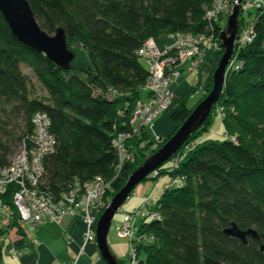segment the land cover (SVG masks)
<instances>
[{
    "label": "trees",
    "instance_id": "trees-1",
    "mask_svg": "<svg viewBox=\"0 0 264 264\" xmlns=\"http://www.w3.org/2000/svg\"><path fill=\"white\" fill-rule=\"evenodd\" d=\"M212 1L28 0L43 30L52 34L60 26L67 41L84 50L89 65L71 63L67 71L19 42L0 13V170L10 164L18 146L15 154L23 146L35 147L33 118L43 113L54 143L41 158L39 189L57 199L76 182L102 176L110 180L106 193L110 200L148 149L130 142L136 160L123 163L115 176L112 141L128 131L148 75L138 48L149 37L205 30L204 14ZM248 15L253 38L234 47L241 65L229 72L208 117L183 143L194 141L195 146L170 171L181 183L166 186L157 198L153 208L159 218L140 221L137 236L151 240L135 242L136 264H264V5ZM21 65L43 84L46 97L31 93ZM218 104L224 112L217 118L222 138L205 137ZM193 108L180 102L170 121L179 126ZM173 157L156 169L159 175L154 180L165 173ZM15 189L14 184L7 185L0 202L10 213L7 226L24 235L12 200ZM231 223L255 229L258 238L248 236L243 243L226 235L223 230ZM5 231L0 228V237ZM2 257L0 244V262Z\"/></svg>",
    "mask_w": 264,
    "mask_h": 264
},
{
    "label": "built area",
    "instance_id": "built-area-1",
    "mask_svg": "<svg viewBox=\"0 0 264 264\" xmlns=\"http://www.w3.org/2000/svg\"><path fill=\"white\" fill-rule=\"evenodd\" d=\"M213 1L205 10L204 18L207 24L205 32L177 31L159 37H149L138 48L139 59L146 60L148 64V75L140 88V97L135 101L130 114L128 131L117 134L112 141L116 151L115 164L118 168L115 176L119 173L123 163L132 161L130 160L132 154L128 139L138 134L139 124L149 123L171 105V84L180 75V70L185 68L187 72L196 73L205 62L208 54L212 50H216L219 45L221 47L220 32L225 29L223 28L225 21L224 19L219 20L218 15L222 13L225 4L223 0ZM239 5V14L242 13L243 18L240 31L236 34L234 41L237 47L251 42L253 38L251 17L248 16V12L254 6L250 0H242ZM258 6L260 4H256L255 7ZM217 13L219 14L217 15ZM240 65L241 63L236 60L233 53L227 65V72L238 68ZM232 109L231 107L230 110ZM223 114L221 107L217 111V118L221 119ZM33 122L35 124V147L27 150L23 146L13 156L10 164L0 170V193L5 191L7 185H15L16 189L12 200L18 212L17 222L21 224L24 236L29 238L33 245L38 244V239L31 237L30 231L38 224L44 221H57L62 215L81 216L85 224L82 244L78 253L66 263L77 264L86 246L95 243L97 219L110 201L106 196L110 188V180L96 176L83 184L76 182L57 199L49 192L40 190L38 184L42 174L41 158L52 150L54 139L48 132L49 120L45 114H36ZM154 136L152 146L155 148V146L158 147L161 138L156 133ZM194 146V141L183 145L178 151L179 153L173 155L172 163L168 168L170 170L177 168L187 151ZM156 174L157 170H154L149 176L153 177ZM180 183L181 181L174 185L179 186ZM168 186L173 185L169 184ZM143 201L138 208L131 212H125L122 223L114 227L116 234L121 238H128L131 244L130 256L126 264H136L137 261L135 242L138 238L140 223L136 225V219L159 218L158 213L153 208L156 201H153V207L148 205V197H145ZM6 208L0 204V212L7 213ZM147 240L150 241L151 236H148ZM95 262L104 264L99 254H97Z\"/></svg>",
    "mask_w": 264,
    "mask_h": 264
},
{
    "label": "water",
    "instance_id": "water-1",
    "mask_svg": "<svg viewBox=\"0 0 264 264\" xmlns=\"http://www.w3.org/2000/svg\"><path fill=\"white\" fill-rule=\"evenodd\" d=\"M240 1L234 0L231 14L226 19V27L220 32L223 52L212 72V85L208 94L197 103L163 145L145 158L130 173L124 185L113 195L108 205L99 215L95 225V244L105 264H119L107 241L111 221L116 212L120 210L121 205L131 194L134 187L145 180L161 164L168 161L189 136L203 124L212 106L220 97L228 73L227 65L234 53V41L238 29V4ZM0 13L11 34L19 42L35 52L44 54L60 69L69 70L75 58V53L68 46L67 36L62 27H56L52 34L43 30L38 24L28 0H0ZM223 232L226 235L238 238L243 243H246L248 236L258 238L255 229H240L235 223H231L230 226L224 228Z\"/></svg>",
    "mask_w": 264,
    "mask_h": 264
},
{
    "label": "rangeland",
    "instance_id": "rangeland-1",
    "mask_svg": "<svg viewBox=\"0 0 264 264\" xmlns=\"http://www.w3.org/2000/svg\"><path fill=\"white\" fill-rule=\"evenodd\" d=\"M233 2H234V0H223L225 7H224L221 14L217 13V15L219 14L218 15L219 20L224 19L225 27H226V19L231 14V11H232ZM250 2L252 3V5L254 7L256 6V4L264 5V0H250ZM238 6H240V5L238 4ZM250 8H252V7H250ZM253 8L251 10H253ZM242 16H243L242 13L241 14L238 13L237 33H238V31H240V28H241V23H242L241 20L243 18ZM199 32H205V30H201ZM68 46L75 53V58H74L72 64H77L80 62V63H84L86 65H89V60L86 57L84 50L81 48L79 43H77L75 41H69ZM218 47H217L218 49L216 48V50H212L208 54L205 62L202 64V66H200L198 68L196 73L195 72H187V70L185 68L180 70V75L177 78H175V80H173V83L171 84V89H172V103H171V105L165 111H163L160 115H158L156 118L152 119L149 123L144 124V125L139 124L140 129H139L138 134H136V135H134L128 139L129 142H136V145L138 147L148 146V149L145 153V157H144L143 161L150 154H152L154 151H156L160 146H162L163 143L174 133L175 129H177V127H178L176 124H173L171 122L173 124V127H174L172 132L169 134H166V135H162L161 133H158L154 129L155 120H157L160 116H163V115H168V117H169L170 113L178 106V104L180 102H183V101L186 103V106L188 108H193L197 105V103L203 97H205L208 94V92L211 88V85H212V72L215 69V67L217 66L218 60H219V58L223 52L222 47H220V45ZM140 62L142 63V65L146 69L148 68V64H147L146 60L142 59V60H140ZM21 70L26 75V77L28 79V88L31 91V93L36 97H40V98L46 97L47 91H46L45 87L37 79V77L34 75V73L31 71V69L25 65H21ZM228 74H229V72L227 73V76H228ZM227 76H226V78H227ZM190 88H192V90H191V92H188ZM207 88H209V89L207 90ZM109 97H110V95H109ZM220 108H221V106L219 104L216 105V107H215L216 117H214L212 119V122L210 124V128H209L208 132L203 136H205V137L211 136L215 139H221L222 138V130L219 126V121L217 119V117H218L217 111ZM154 133H156L161 138V141L158 144V147L155 146V148L152 146L154 144V139H155ZM223 136H229V135L223 134ZM230 137L232 139H234L235 134H232ZM128 144H130V143H128ZM18 149H19V146H18V148H16L15 152ZM15 152L13 153L14 155H15ZM130 153L132 154V157H130V160L135 162V160H136L135 155H133V153L131 151H130ZM11 157H13V156H11ZM170 171H172V170L167 168L165 170V173L160 175V176H168L170 178V181H169V183H167L166 186H168L169 184L174 185V184L179 183L181 181L180 178L175 179V177H174V179H173V177L170 176ZM158 175H159V173L157 172V174L155 176H153V177L150 176L149 178H146V179L154 180V178L157 177ZM158 193H160L159 189H158ZM155 198H156V196H153L150 198L148 197V201H149L148 205L149 206L153 207L152 203L155 200ZM130 200H132V199H130ZM155 201H157V200H155ZM127 202H131V201L126 200L121 205L120 210L118 212H116V214L114 215L112 222H111V226L109 228L108 236H107V241H108L110 250L116 255V258L120 261H127L128 260V258L130 256V245L131 244H130V241L128 238H120L116 234L114 227L117 224L122 223V220H120L123 217L122 212L125 213V212H131L132 211V210L123 211L128 204ZM0 204H2V203H0ZM155 204H156V202H155ZM155 204H154V206H155ZM6 209H7L6 210L7 214L9 216L10 213H9L8 207ZM148 218L149 217H146V220H148ZM141 220H142V218H137L136 219V225H138ZM137 237L138 238L136 239V242L139 240H143L145 242H148L147 237H144V238H140L139 236H137ZM1 243L3 244L4 241Z\"/></svg>",
    "mask_w": 264,
    "mask_h": 264
},
{
    "label": "crops",
    "instance_id": "crops-1",
    "mask_svg": "<svg viewBox=\"0 0 264 264\" xmlns=\"http://www.w3.org/2000/svg\"><path fill=\"white\" fill-rule=\"evenodd\" d=\"M173 128L168 115L160 116L154 122L155 131L162 135L171 133ZM169 181L168 176H161L158 180H143L127 197L126 200L131 202H127L123 211L138 208L145 197L156 196L155 200H157ZM122 219L123 217L120 220ZM8 222L7 213L0 212V228L6 230L0 237L3 251L0 264H66L78 253L85 230L81 216L62 215L57 221H44L30 231L31 237L38 239V244L33 245L29 238L17 233L15 227H8ZM97 254L99 253L96 244L90 243L79 257L77 264H99L95 262Z\"/></svg>",
    "mask_w": 264,
    "mask_h": 264
},
{
    "label": "bare ground",
    "instance_id": "bare-ground-1",
    "mask_svg": "<svg viewBox=\"0 0 264 264\" xmlns=\"http://www.w3.org/2000/svg\"><path fill=\"white\" fill-rule=\"evenodd\" d=\"M241 2H239V4H240ZM238 9H239V6H238Z\"/></svg>",
    "mask_w": 264,
    "mask_h": 264
}]
</instances>
